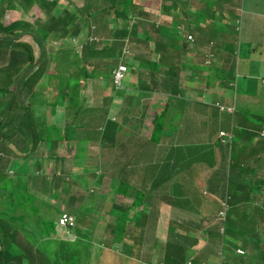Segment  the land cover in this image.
Instances as JSON below:
<instances>
[{
  "label": "trees",
  "instance_id": "trees-1",
  "mask_svg": "<svg viewBox=\"0 0 264 264\" xmlns=\"http://www.w3.org/2000/svg\"><path fill=\"white\" fill-rule=\"evenodd\" d=\"M62 1L66 3L62 4ZM196 1L203 8L191 6V8L189 7L190 11H198L197 13H199L207 9L212 10L213 3L210 4L208 0H205L204 3L203 0ZM146 2L148 0H144L143 2L141 0H83V6L77 7L75 0H0V72L2 73L0 74V264H55L54 262L43 261L41 256L43 253H41L36 240L26 236L22 228L26 226L24 215H26L27 206L30 205L34 209L36 199L44 200L42 196H37L30 191L34 176H38L41 183L49 184L47 188L50 192V198L57 197L55 189H52L53 186L51 184H54L57 178L58 160L62 161V169L72 173L74 169L71 166H68V168L65 166L67 158L73 161L84 155L75 152L72 157H67L66 151L70 143L73 145V143L89 141L91 143L90 146L94 145L96 151L99 152V149H101L96 155L95 160L97 163H91L88 155H85L86 161L84 163L86 167L84 166L85 170L83 174L85 177H88L86 178L87 181L96 180L97 176L101 173L99 169H104L108 165L110 169H117L115 181L121 184L120 188L123 184L132 186L131 184L134 183V180L130 178L134 174V168L131 164L139 161V153L136 151L137 148L133 150L134 153L131 149L137 146V141L136 139L133 141L129 140V131L119 133L116 130V128L120 127V124L116 123L115 119L118 116L113 110V108L118 109L119 102L121 104V101L117 102L115 93L121 86L122 89H125L124 83L128 77L134 78L136 74L138 87L145 91L151 88V86L153 88V74H156L155 71H158L155 79H158L159 84H156L155 81L154 87L158 94V99L155 100L158 106L155 110L159 112L151 120V126L149 127L150 137H144L147 140L143 143L144 149L152 142L160 143L164 136V131L171 127L178 129V132H186L185 135L181 134L180 137H177L179 142L184 139L190 141L193 138H190L189 133H187L188 131H196V133L201 129L204 131L201 125L208 122L206 121V114L203 113V117H199L202 113L200 110L201 104L203 105L204 96L206 95L203 93V89L201 90L202 92L197 90L195 93H192V96L187 95L185 98H175L179 103L192 104L189 110L185 108L186 117L178 127L175 128V123L170 126V122L167 123L168 119H165L166 115H170L169 100L173 98L172 96L176 92L183 90L181 87H184V75L181 72L179 57L177 58V51L181 49V46L175 43L171 45L169 41H165V38L171 40L173 35L175 37L180 36V34L186 31L188 34L185 38L190 42L192 41V39L188 38L190 33L187 29V24L183 22L181 25H178L177 20H179V17L177 15H172L170 18L168 16L172 14L173 10L184 9L182 6L176 5V3H171L170 0H162L159 5V12L156 13L157 10L155 11L151 7L146 6ZM190 4L188 3V5ZM12 10H19L21 15H17L18 18L7 24L2 22L1 17L5 12ZM71 11H90L88 17L93 18L95 22H98L100 18L106 19L112 28V38L109 41L101 38L98 29H94L95 26L92 24L90 30H85L87 28L85 20L87 17L83 19ZM36 12H42L46 17L38 19ZM24 13L26 19H24ZM130 13H143L145 16L152 17L153 20L158 22V26L152 29L154 31L139 28L138 24L135 23L137 20L130 22L131 19L129 18L132 17L128 16ZM121 17H123L122 20L126 21L120 25L119 23L122 21ZM165 19L169 22L171 21V24H167V26L173 27L174 32L169 33V27L164 23L160 24ZM144 20L147 21L146 18ZM35 25H37L36 28L34 27ZM77 29L81 33H85L81 39L84 42L80 43L82 50H80L81 54L78 57L77 53H73L72 55L73 47L66 46L65 44L61 45L60 53L57 55L52 56L45 49V46L49 44L51 33L56 34L57 37L64 38L68 34L79 32ZM43 30H46L47 33L45 31L43 33ZM153 32H157V34H153ZM24 35H32V42L25 40L23 38ZM151 42L154 43L152 46ZM228 43L225 42L227 46ZM34 44L38 47V54ZM162 46V52L153 61L150 58H145L146 56L144 57V55L141 56L140 53L136 57V59L140 58L142 60V67L148 68L145 72L139 71L141 69L137 67V63L133 61L128 62V59L126 60V57L131 54L132 48L141 49L143 52L149 49L150 53H156L162 49ZM182 46L185 47V44ZM210 46L213 47L214 44L210 42ZM241 51L237 52V48L231 47L230 56L235 55L240 59ZM119 63L126 66V71L120 81L116 82L114 70ZM55 64L57 66L56 69L51 70ZM238 65L239 63L237 62V67L234 69L232 67L227 68L225 65L221 69H216L215 67L216 73L211 70V66H208L207 71H203L204 83L209 87L215 85L217 88V91H214L210 95L207 94L213 99L212 103L217 108L220 105L231 106L232 103H228V101L237 96L234 91L236 84L235 77L244 67L240 69ZM166 67L171 68V71L168 72ZM149 75L150 79L148 78ZM44 79H47L49 82L53 81L56 87L57 91L54 92L55 96H53V100L48 98L39 99L35 95L41 89L40 84ZM95 80L102 81L104 85L99 88V97L95 95L97 94V90H94L92 104L86 105L85 100L87 96L84 94V89L89 82L95 84ZM128 82L127 85L129 87L134 86L132 82ZM105 91L107 94L104 93ZM218 91L222 95L217 93ZM228 91L229 94H227ZM150 95V92L146 93V96L145 92L141 94L147 104L150 101ZM238 103L242 104L241 102H233L232 106H234V109L232 112L223 109V112L227 111V113L233 115L234 119L238 120L240 127L238 126L236 131L233 129L232 133V130L226 132L219 129L218 131L207 133V136H216V141L221 144L219 150L223 148L218 153L219 161H221L220 166L218 165L217 168H214L213 172L210 171L209 182L211 180L216 182L215 178L219 177L222 184L220 188L223 190L222 197L227 201V204H232L235 196L245 195L241 193L247 192V190L251 194V196L249 195L252 197L251 200L264 198V187L261 189L264 186V179L259 180V182L253 181V178H248V176L244 177L245 173L249 174V170L252 168H248L242 160L233 159L231 154L234 132L238 134L240 131L243 132L245 145L252 143L256 150L258 149L257 145L259 142L261 140L264 141V108H258L246 114L244 113L245 110H243L245 106L241 107V105H237ZM62 104H64V109L68 112L72 111L73 115L69 116L70 119L63 126H58L46 119V113L54 115L56 107ZM97 106L100 107L96 109L95 107ZM110 112L114 113L113 118L109 117ZM106 122H110V127L98 130ZM196 124L201 125L195 128ZM220 131H223L224 134L219 135ZM134 134L137 135V133ZM193 136L195 137V134ZM141 137L143 136L140 135L138 138ZM98 139H101L100 141L105 140V144L101 148L99 147L101 142ZM120 142L125 149L123 153V147ZM61 147H63L62 151H60ZM181 147L183 146L177 144L175 148L181 150ZM195 147L199 146L195 145ZM260 147V150L264 149L263 146L260 145ZM201 148L198 149L202 155L205 152L209 153L206 146ZM211 148L212 165H216V150H213V146ZM15 150L22 152L18 154ZM103 150L106 151V155L104 156L100 154L103 153ZM60 152L63 155L66 154L62 158H59ZM252 153L256 154L255 152ZM117 154H121V157L118 159L116 158ZM258 156L256 154L255 158ZM189 161L187 162V166H189ZM75 170H78V168L76 167ZM162 172L163 170H160V173ZM60 174H63V172L60 171ZM99 180L101 181V178ZM115 181L110 193L119 194L120 188L118 189ZM258 183L260 184L258 185ZM146 184L153 185L155 181L151 179ZM103 185H105V180L103 181ZM218 185L220 184L218 183ZM73 189L65 193V197L68 198L67 200L63 196L60 202L56 201V204L52 205L58 207L56 217L61 213H67L72 215L74 220H76L75 214H77V211L72 209L71 206L67 209L63 208L70 203L69 199L74 196ZM253 190H257V193L254 194ZM204 199L206 200L207 198ZM241 199L244 198L241 197ZM14 200H20L21 202H17L15 206L10 207L11 204L8 202ZM208 201L211 200L208 199ZM65 202L68 203L64 205ZM73 202L74 200H72L71 205H73ZM115 202L117 203L118 201ZM8 205H10L9 209L6 210ZM119 208V211L112 208V211L110 210L108 213L111 223L105 221L106 229L110 231L112 240L118 241V243L128 233V226H130L128 224V214L132 210L128 206ZM124 208H128L126 213H122ZM261 208L260 205H254L253 213L248 212L252 219L242 217L244 213L240 212L238 207L237 209L233 206L228 208L225 220L216 223L214 227L208 228V232L214 237V242L209 238L207 247L204 248L203 252H199V254L213 255L215 260L212 264H264V215L261 214ZM17 210L21 211H18L17 214ZM34 210L36 212V209ZM126 216L127 220L125 221L123 219ZM182 222L172 221L169 224V228L177 231V233L182 229L180 236H175V233L173 234L175 237L169 229V235L174 238L173 240L170 239L171 248L165 252L164 257L165 259L170 257L171 264L180 263L178 260L180 255L178 253L179 250L184 251V255L182 254V256H185L184 261L180 260L182 263L189 259L190 256L193 257L187 240L191 238V241H196L195 233L201 223ZM75 225L63 229L72 231ZM182 233L186 234L183 235ZM133 236L136 237L134 245H140L142 236L139 233L137 236L136 234H133ZM233 238L239 239L241 244L233 242ZM239 245L244 250V255H240L235 251ZM138 248L140 247L137 246ZM217 252H220V254ZM77 261L79 262L78 258H76ZM60 264H65L62 257L60 258Z\"/></svg>",
  "mask_w": 264,
  "mask_h": 264
},
{
  "label": "rangeland",
  "instance_id": "rangeland-1",
  "mask_svg": "<svg viewBox=\"0 0 264 264\" xmlns=\"http://www.w3.org/2000/svg\"><path fill=\"white\" fill-rule=\"evenodd\" d=\"M142 2L144 0H141ZM237 1V5L236 2ZM208 0V2L210 4L213 3V7L212 10H203L199 13H197L198 11H184L183 13H188V14H193L191 16H193L192 18V23L194 26H197L199 24V21L201 20H205L207 23V31L208 32H202L200 34H197L194 32V30L192 31L194 33L195 36H202V37H207L210 39V41L212 43H216L217 40H219V38L223 37H229L228 38V47L226 49V51L231 48V45L236 49L237 48V52H240V47H244L246 46L247 49L256 47L257 42H259L260 40H262V37L264 36V24L261 20V17L258 16H254V12L253 11H264V0ZM76 4L79 6L82 4V0H75ZM162 0H148V2L145 3L146 6L151 7L152 9H154L155 11L159 9V5L161 4ZM171 3H176V5L180 6H184V4L187 2L185 0H170ZM189 2H191L190 5H188V7L191 8V6H198L203 8V6L201 4H197L196 0H189ZM193 2V3H192ZM205 2V0H203V3ZM65 1H62V4H65ZM243 4V6L246 8V10L248 11L249 14H243L242 12V17H243V21L245 19V25H244V32L241 30L240 31V23H237V18H239V14L236 12L238 11V9L242 6L241 4ZM240 6L236 8V6ZM243 7V11H246L245 8ZM31 11H36V10H31ZM242 11V10H239ZM72 13H75V11H71ZM129 13V11H127ZM134 12V11H131ZM174 12H178V16L179 18L184 17V15L182 14V9H179L178 11H174L173 10V14ZM37 13V12H36ZM42 13V12H41ZM40 12H38L37 17L38 19H41V14ZM144 13V12H143ZM138 14V13H133V14H129L128 16H132L131 21L133 22L134 20H137L138 26L140 28L144 27H148V29H151L150 25L151 23L153 25L157 26L156 21L154 22V20L152 19V17L149 16H145L144 14ZM157 13V12H156ZM237 13V16H235V14ZM21 15V12L19 10H12V11H6L5 14L1 17V21L4 23H9L12 20L18 18L17 15ZM155 14V13H154ZM127 15V14H126ZM136 15V16H135ZM144 18L147 19V21L144 20ZM24 19H26V15L24 13ZM93 19V18H92ZM123 19V17H121V20ZM160 19V17H159ZM190 19V17H189ZM185 19L180 21H184ZM30 21H31V16H30ZM126 20H122L119 24H123V22H125ZM161 21V19H160ZM178 21V20H177ZM260 21V22H259ZM162 22L166 23L165 25L167 26V24L169 25L170 22L168 20H162ZM183 22H179L178 21V25L182 24ZM193 26V27H194ZM235 26H238L237 29L235 30ZM35 28L37 27V25L34 26ZM169 27V33L174 32L173 27L171 26H167ZM173 30H172V29ZM112 28L110 27V30ZM163 30V28H161ZM198 30H200L199 28H196ZM242 29H243V24H242ZM238 30V32H237ZM47 33L46 30H43ZM201 31V30H200ZM237 32V34H236ZM248 33H250L253 37V39L251 41H247L248 40ZM153 34H157V32H153ZM56 34H50L49 36V44L45 46V49L48 50V52H50V54L53 55H57L60 53V47L61 45H66V46H71L72 48V55L73 53H77V57L81 54L80 50H82L81 46H76V41L80 40V36L79 35H72V36H68V40L66 39V41L61 42L58 38H55ZM111 35V32L109 31V33L107 34V36L105 37V39L107 40ZM186 31H184L183 34H180V36H172V40L169 42L171 45L173 43L178 44V46H181V49H178V53H177V58L179 57V61L181 63L182 66H184L185 64V58L183 57V54L188 53V48H190V45L187 46V44H190L191 42L188 41L186 38ZM23 38L25 40H30V42H32L31 38L32 35H24ZM109 38V39H111ZM234 42V43H233ZM82 43V42H80ZM232 43V44H231ZM246 43V44H245ZM154 44V43H151ZM185 44V47H183L182 45ZM34 46L36 47V51L37 54L39 53L38 47L34 44ZM183 47V49H182ZM213 51H216V47L213 46L212 47ZM160 50V49H159ZM163 48L158 51L156 54H159L160 52H162ZM146 51L148 52V54H150V50L146 49ZM192 53L194 52L193 49H191ZM225 51V52H226ZM142 53L141 49H135L132 48L131 54L129 56L126 57V60L128 59L129 61H133L135 63H137V67H139L141 70V72H145L147 71V67H142V60L140 58H137V56H139L138 54ZM229 54L230 52L227 51ZM155 52H153V59H157ZM174 54V53H173ZM200 54L195 53V55H193V58L197 59V57ZM145 58H149V56H146ZM203 57H201L200 59V63H203L204 60H202ZM239 57L237 58L235 55L230 56L228 58L225 59V61H223V65H222V61L219 60L217 63L212 64V61L209 62H205V64H208V66L211 65V70L213 72H217L216 69H221L224 65L227 68H231L234 69L237 67V62L239 63L238 66H240L243 62V60H239ZM97 60H99V58H97ZM257 64L254 65V68L251 67L250 68L252 70V73H254L251 77V79H243L241 76H236V88H235V93L238 96H235V98L233 97V99H230L228 101L232 103L235 100H239L241 103H249L251 104V106H245L244 104H240L238 103L237 105H241V107L245 106V108L243 110L244 113L248 114L249 112L251 113L252 111L257 110L258 108H264V83H262V77L264 76V60H257ZM210 64V65H209ZM168 65V64H167ZM55 67V68H54ZM56 64L55 66H52L51 70H55L56 69ZM196 67L198 69L201 68L199 62L196 63ZM216 67V69H215ZM167 68V67H166ZM204 69H208L209 67H207L206 65H203ZM168 72L171 71V68H167L166 69ZM154 72V71H153ZM158 72V71H157ZM157 72L155 71L156 74H153V88L151 86V88L147 89L146 91H139L137 92V88H138V83L136 80V74L134 76V78L128 77L127 80L132 82L134 84L133 90H128V89H122V86L117 89L116 93H115V97L117 99V102L121 101V104L119 102L118 105V109L115 111L117 114V118L115 119L116 123L120 124L119 128H116V130L120 133L122 131H129L128 136H129V140L133 141L134 139H136L137 141V146L133 147L131 149V151L134 153V149H136V151H138L139 156H138V160L139 161H143V162H149L152 158L153 155L155 154L153 151L148 152V150L152 147V143L148 144L145 149L143 147V143L144 141H147L146 138L141 137L138 138L141 135V132L139 131L141 129V124L142 122H146L149 121L148 119H151L155 116H157L158 114V110H155L156 107L158 106L157 104V91L155 90L156 88L155 86V81L156 84L158 83V79H155L157 76ZM187 71L183 70L182 75H184ZM190 72V71H189ZM188 72V73H189ZM0 74H2L0 72ZM255 75V76H254ZM97 77V76H96ZM131 78V79H130ZM150 79V75L148 77ZM247 83H249L250 85H253L254 91L255 93H250V95H245V96H241L240 94V85H241V91L244 90V87L247 85ZM194 85L196 84V81L193 83ZM238 84V86H237ZM95 85V87H94ZM98 88H96L97 86ZM104 85L102 83V81L99 80H95V84L93 82H89L87 83L85 89H84V94L87 96L86 97V105H90L92 104L91 102L94 99V95L93 92L94 90H97V94H95L96 96L99 97V88ZM157 87V85H156ZM40 88L39 91H37L35 93V95L39 98V99H51L53 100V96L54 92H56V87L53 84V81H47V79H44L41 84H40ZM96 88V89H95ZM125 88V87H124ZM121 89L122 92L121 93ZM213 88H207L206 91H209ZM246 89H249L246 87ZM144 90V89H142ZM99 91V92H98ZM108 91V90H107ZM156 91V92H155ZM134 92L140 93V96L137 95V93L132 94ZM149 93L150 92V101L145 106L149 108L148 111H144V113L141 116L142 120L138 121L134 119L135 116H137V110H138V103H136L137 101L141 103V99L143 100L141 94L142 93ZM105 94H107V92H104ZM218 93L220 95L221 92L218 91ZM90 95V96H89ZM59 99V98H58ZM159 101V100H158ZM213 99L210 98L209 95H205L204 96V101H203V105L201 104V111L202 113L206 114V121H208L207 123H203L201 124H196L195 128H198L200 125L202 126V128L204 129L205 134L207 135V133H210V131L215 132L216 130L218 131L219 129H222L226 132H230L232 130L233 133V129L236 131V129H238V126L240 127L238 120L233 118L232 114H229L223 111L218 110V108L215 106L214 103H212ZM175 104H181L177 101V99L175 100ZM134 103V104H133ZM202 103V100H201ZM231 105V106H232ZM186 108L189 110L190 107H192V104H185ZM100 106L95 107L96 109H98ZM123 108L125 109L123 112ZM232 108V107H231ZM48 109V108H47ZM46 109V110H47ZM233 109V108H232ZM170 112V111H169ZM97 113V111H96ZM88 114V112H87ZM73 115L72 111L68 112L67 110L64 109V104L62 105H58L56 107L55 110V114L54 115H50L49 113H46V119H48L50 122H54L56 125L58 126H63L65 124V122H68V119H70V117ZM86 115V114H84ZM83 115V116H84ZM89 115V114H88ZM124 115H126V117L124 118ZM134 116L133 118H130V116ZM70 116V117H69ZM114 113L110 112L109 113V117L113 118ZM186 117V111L180 107H178L177 109L173 107L172 112L170 113V115H166L165 119H168V122H171L174 125V122H176L177 120L181 121ZM123 119H126V122H123ZM173 120V121H170ZM91 123V121H90ZM148 123V122H147ZM171 123L169 124L171 126ZM181 124V122H176V125ZM110 127V122H106L104 125V128H109ZM103 126L101 128H98V130L104 129ZM146 127H144L143 130V135H148V133L150 132L149 130H145ZM170 129H173L172 127ZM140 132V133H139ZM123 133V132H122ZM134 133H137V135H135ZM196 135V131L191 133V138ZM238 136H237V135ZM139 135V136H138ZM127 137V134H126ZM202 139H206V143L200 144V148L203 146H206L209 150V153H204L202 155L201 151L198 149L199 147H195V145H197L198 143H194V142H185L183 147H181L180 149H185L188 148V152L190 155V161H189V167H186L185 169H183L180 173V183L185 182L186 177H188L189 175L192 174V172L199 166V163L205 162V164L207 165V167H211L212 172L215 170L214 168H217L218 165L220 166L221 161H219L217 159V157L215 156V160L216 161V165H212V146H213V150L215 149L218 152H221L222 149L219 150V147H221V144L219 142H217L216 140V136H208V140L207 138H202ZM201 140V139H200ZM199 140V141H200ZM198 141V142H199ZM232 145H233V150H232V158L233 159H239L242 160L244 162V164L248 167V168H252L250 169V173L247 174L245 173L244 177L248 176V178H253V181H261V179H264V149L260 150V145L264 147V141L261 140L259 142L258 149L256 150L254 145L251 143L249 145H245V140L243 138V132L240 131V133H235L234 132V136H233V140H232ZM121 143V142H120ZM90 142L89 141H81L78 143H70L69 148L67 149L66 153H67V157H72L75 152H79L82 153L84 155H81L79 158H77L76 160H69L67 158L65 166L68 168V166L72 167L74 170H72V173L69 171H65L64 169H62V165L61 162L59 161L57 162V175H56V179H55V183L51 184L52 189H55V194L57 197L54 198H50V192L49 189L47 187H49V184H45V183H41L40 179L38 176H34V180L31 182V189L30 191H32L35 195L37 196H42L43 197V201L42 200H35L34 202V206L36 209V212L34 209H32V207L30 205L27 206V210H26V215H24L25 218V228H22V230L25 231L26 236L34 238L36 240V243L38 244V246L40 247V251L41 253H43L42 259L43 261H47L49 263H55V264H60V258L62 257L65 261V264H144L142 261L137 262V257H136V252L134 250L133 253L127 254V248L128 245L124 244V239L121 241V243L119 244L118 241L112 240V236H110L109 234H107L106 231H108L106 229V223L105 221H109L110 219L108 218V213L110 212V210L112 208H114L115 210L119 211L120 208L119 207H123L122 204L120 202H115V197L117 196L116 193L112 194L110 193L111 191V187L117 177V169L116 168H109L108 165L107 167L104 169H99V171L101 172L96 180L94 181H90V180H86L83 172L85 170V163L84 161H86V156L85 155H89V157L91 156V158H89V161L91 163H97V161L95 160L96 157V150L94 149V145L93 147L90 146ZM103 144H105V140L101 141V144L99 145V147H103ZM159 144V147H161V151L163 152V154L165 153H169L170 150L173 149V147L170 145L171 143L167 140L166 142L161 141ZM121 146L123 147V144L121 143ZM131 146V145H130ZM177 144L174 146L176 147ZM181 146V145H180ZM10 147H12V145H10ZM63 147L60 148V151H62ZM128 149V148H127ZM123 150L125 151L124 147L122 149V153ZM16 151V150H15ZM101 151V149H99V152ZM195 151H198L201 153V158L200 160H196L194 159L193 153ZM20 153L22 151H19ZM18 151H16V153L19 154ZM26 152V151H25ZM121 152V151H120ZM252 152H255L256 154H258L259 156L255 158L256 154L254 155ZM65 153V154H66ZM86 153V154H85ZM25 154V153H22ZM64 154V155H65ZM102 156L106 155V151L103 150ZM63 154L59 155V158H62L64 156ZM167 155V154H166ZM119 157H121V154H117L116 158L118 159ZM20 161V160H19ZM75 161V162H74ZM167 159L162 160L161 163H166ZM56 163V162H55ZM64 166V167H65ZM85 166V167H84ZM77 167L78 170H75V168ZM83 168V169H82ZM80 169H82V171H80ZM114 170V172H113ZM210 170V168H209ZM209 170H204L209 171ZM60 171L63 172V174H60ZM202 173H205V172ZM32 174H34V172H31ZM79 173V174H78ZM194 174L196 172H193ZM210 173V171H209ZM66 174V175H65ZM37 175V174H34ZM209 176V175H208ZM85 177V178H84ZM99 178H101V181L99 180ZM209 178H206V183L208 184V187H211L213 189H219L217 186L218 183L222 186L221 181L218 178H215L216 182H213L212 180L209 182L208 180ZM105 180V185H103V181ZM259 181V182H260ZM115 183L118 186V189L120 188V183H118V181H115ZM74 188V189H73ZM70 189L74 190L73 193V197L71 199H69L70 203L65 202L64 205H66V203H68L66 206H64L63 208H68V207H72V209H74L75 211H77V214H75V227L71 230H64L63 227H59L56 220H57V212H58V207L57 206H52L54 204H56V201H61V199H63V196L65 197V193H68V191ZM79 190V191H78ZM127 190V186L126 185H122V187L120 188V193L122 194L124 193V191ZM245 190V189H244ZM78 191V192H76ZM94 191V192H92ZM246 191V190H245ZM92 192V193H91ZM163 193H161V204L160 206H165L168 202L166 201L168 196H170V194L168 193L167 189H163L162 191ZM254 194L257 193V190H253L252 191ZM31 193V192H30ZM241 194H245V195H250V192H242ZM145 198L147 197V194H144ZM142 195L140 194L139 197H141ZM193 197V196H190ZM241 197H244V195H237L234 197V201H239L241 199ZM65 199L67 200L68 198L65 197ZM252 199V197H251ZM261 203H264V198H260ZM51 200V201H50ZM72 200H74V202L72 203L73 205H71ZM114 200V201H113ZM193 199H184L181 200V205L186 206L190 203V201ZM113 201V202H112ZM17 202H21L20 200H14L11 202H8L11 204L8 205V207H6V210L9 209V206H15V203ZM140 202V201H139ZM170 202V201H169ZM52 207H50V206ZM232 206L231 203H229V208ZM129 208V207H128ZM128 208H124L122 210V213H126V211L128 210ZM64 209V210H66ZM69 210V209H68ZM151 209L149 207H146L145 210H141V213H147L148 211H150ZM253 209H249V211H252ZM18 211L21 210H17L16 213L18 214ZM112 211V210H111ZM138 213L137 211L133 212L132 215ZM234 214V213H233ZM155 218V216H152L149 218V227H151L153 229V231H157L156 227L152 224V222L155 223H160L162 218L160 216V219L158 221H152ZM21 219V218H19ZM123 220H127V216L123 219ZM130 221V219H128ZM142 220H146V215L144 214L143 217H140V219L138 220V222H141ZM110 222V221H109ZM103 223V224H102ZM111 223V222H110ZM20 224V223H18ZM131 224V223H128ZM58 227V228H56ZM169 228V227H168ZM170 231L172 232L171 234L173 235L175 233V236H180L182 229L179 230L177 233V231H174L173 229L169 228ZM208 236L209 238L214 239V237L212 235H210V233L208 232ZM183 235L186 233H182ZM197 234V233H196ZM174 236V235H173ZM39 238V239H38ZM68 240H67V239ZM119 245L120 250L125 253L124 255L122 254L121 257L119 256L118 253H114L113 251H110L108 249L107 246H109V248L114 249L115 246ZM126 249V252H125ZM243 251L242 248H239ZM178 250V249H177ZM166 251V250H165ZM237 252V249H236ZM78 253L80 254V257L78 255ZM178 253L179 255V262L178 264H183L182 261H184L185 256H182V254L184 255V251L179 250ZM238 253V252H237ZM244 253V251H243ZM241 253V254H243ZM165 252L163 251L161 253V256L158 258V256H154V258L152 260H154L155 262H158L159 259L160 261H164L165 264H171L170 260L171 258L168 257L167 259H165L164 257ZM76 258L79 259V262H76ZM206 261V264H212V260L215 259V257L213 256H209V255H205L203 258Z\"/></svg>",
  "mask_w": 264,
  "mask_h": 264
},
{
  "label": "crops",
  "instance_id": "crops-1",
  "mask_svg": "<svg viewBox=\"0 0 264 264\" xmlns=\"http://www.w3.org/2000/svg\"><path fill=\"white\" fill-rule=\"evenodd\" d=\"M187 1L182 10V14L184 15L185 20L184 21H180L181 18H179V22H185L188 26V31L190 33V35L192 36V41L190 44V48H188V53L183 54V57L185 58V64L184 66L181 65L180 63V67H181V72H183V70L187 71L184 76H183V84L184 87H181L183 90H179L178 92H176V94H174L170 101V106H169V111L170 113L174 108H178L180 107L181 109L183 108L185 110L186 106L185 103L181 104H175V98L176 97H187V95H191L192 93H195L197 90L201 91L203 89V93L207 94H212L214 91H217L216 86H207L204 83V78H203V71H207V69L203 68V65H206L208 67V64H205V62H209L212 61V64L217 63L219 60H221L222 65H223V61H225L226 58L230 57V54L227 52L231 50V48H229V50L226 51L227 49V44H225V42L227 43L228 41V37H221L219 38V40H217L216 43H213L214 46L216 47V51H213L212 47L210 46V37H202V36H195L194 33L192 32V29L194 30L195 33L200 34L202 32H208L207 31V25H206V21L205 20H201L199 21V24L197 26H194L192 23V18L193 15L188 14V13H183L184 11H190V8L188 7V3L189 0H185ZM235 1V0H234ZM236 5H237V1ZM193 3V2H192ZM244 3H242L241 7L238 5L235 7H240L238 9V11H236L239 14V18H237V23H240V31L242 30L244 32V25H245V19L243 21V17H242V12L243 14H249L248 11L246 10V8L243 6ZM77 7H82L83 6V0H82V4L81 5H77L75 4ZM243 7L245 8L246 11H243ZM242 10V11H239ZM90 11H75V15H77L78 17H81L83 19H85V17H87L86 20V24H87V28H85V30H90L91 24L95 26L94 29H98L99 31V35H101V38L105 39V37L107 36V34L109 33L110 30V25L109 22L106 19L100 18L99 21L95 22L92 18L88 17ZM157 13L159 11H156ZM254 12V16H258L261 17V20L264 24V11H253ZM178 12H174V14L172 13L171 15H169L168 17L170 18L172 15H177ZM237 13L235 14V16H237ZM41 19L45 16L44 13H41ZM190 17V19H189ZM82 20V19H81ZM80 20V21H81ZM183 20V19H182ZM155 21V20H154ZM259 21V22H260ZM158 24V22H156ZM164 22H161L160 24H162ZM166 24V23H164ZM171 24V23H170ZM242 24H243V29H242ZM181 25V24H180ZM158 26V25H157ZM156 25H153L151 23L150 27H151V31H154L152 29H154L155 27H157ZM194 26V27H193ZM238 26H235V28H237ZM140 28V27H139ZM143 29H148V27ZM199 28L200 30L196 29ZM93 29V30H94ZM78 30V29H77ZM140 30V29H139ZM149 30V29H148ZM79 31V30H78ZM97 31V32H98ZM264 32V29H263ZM209 33V32H208ZM54 34V33H52ZM77 35L80 36V40L76 41V46L78 44V46L80 45V42H84L83 40H81L83 37V35L85 33H81V31L76 33ZM76 34H68L66 35L64 38H60L55 36V38H58L60 41H66V39L68 40V36H72V35H76ZM188 33H186L187 36ZM210 34V33H209ZM111 38V36L109 37ZM107 39L108 41L110 39ZM253 39L252 35L250 33H248V40L247 41H251ZM106 40V39H105ZM172 40V39H171ZM168 38H165V41H171ZM152 43V42H151ZM246 44V43H245ZM256 47L247 49L246 46H242L240 47V59L239 60H243L242 64L240 65V73H238L237 76H241L243 79H251L252 75L254 73H252V70L250 68L251 67L254 68V65H256L258 62L257 60H264V36L262 37V40H260L259 42H257ZM152 46V44H151ZM231 47H233L231 45ZM163 48V46L161 47ZM191 49L194 50V52L192 53ZM152 50V49H151ZM226 51V52H225ZM140 53V52H139ZM157 53V52H156ZM155 53V54H156ZM195 53L200 54L197 59L193 58V55H195ZM144 55L145 56H149V58L153 61V52L148 54L147 51L142 50L141 56ZM185 55V56H184ZM156 56H158V54H156ZM202 58L203 63H200V59ZM199 62L201 68L198 69L196 67V63ZM210 65V64H209ZM211 66V65H210ZM255 69V68H254ZM190 71V72H189ZM189 72V73H188ZM197 72V73H196ZM255 76V75H254ZM185 77V78H184ZM264 78V76L262 77V79ZM261 79V80H262ZM196 81V84L194 85L193 83ZM128 80L125 81L124 86H125V90H133L134 86L129 87L127 85ZM263 83V80H262ZM238 86V84H237ZM249 88V89H246ZM207 88H213L209 91H206ZM236 88V85H235ZM235 90V89H234ZM139 91H143L142 88H137V92ZM146 91V90H145ZM192 91V92H190ZM124 92V91H122ZM137 92H134L132 94H135ZM190 92V93H189ZM202 92V91H201ZM174 93V92H173ZM218 93V92H217ZM250 93H255L253 85H250L249 83H247V85L244 87V90L241 91V85H240V94L241 96H245V95H250ZM227 94H229V91L227 92ZM137 95L140 96V93H137ZM146 96V94H145ZM238 96V95H237ZM235 102H240L239 100H235ZM138 103V112H137V116H130V118H133L138 121L142 120L141 116L144 111H148L149 108L146 107V102L145 100L141 99V103L140 102H136ZM134 104V103H133ZM245 106H251V104L249 103H242ZM114 111L117 110V108H113ZM124 108H123V112H124ZM188 110V109H187ZM219 110V109H218ZM203 113L200 114L199 117H203L202 115ZM126 117V115H124V118ZM149 121L146 122H142L141 124V129L139 130L141 132V136L143 137H150V132L148 133V135H143V128L146 127L145 130H149V127L151 126V119H148ZM170 121H173L170 119ZM182 121V120H181ZM179 120H177L176 122H181ZM123 122H126V119H123ZM148 122V123H147ZM174 122V121H173ZM175 123V128L178 127L180 124L176 125ZM171 123V122H170ZM172 125V123H171ZM104 128V126H103ZM178 129H166L164 131V136L161 139V141L166 142L167 140L171 143L170 145L173 147L172 150H170V152L163 154V152L161 151V147H159L158 143H153L152 142V147L148 150V152L153 151L155 154L153 155V158L149 161V162H143V161H137V163L131 164L134 168V174L131 176V180H134V183L131 184L132 186H127V190L124 191V193L122 194H117V196L115 197V200L120 202L122 204L123 207L128 206L129 208H132V210L129 212L128 217L130 219L129 223L130 226H128V233L125 236L124 239V244L128 245L127 251L125 249V252L127 254L133 253L132 250H134L136 252V259L137 262L142 261L144 264H165L164 261H159L155 262L154 260H152L154 258V256H158V258L161 256V253L164 251L166 252L170 247V239L173 240V236L169 235V224H171V222L173 221H178L183 223L182 221L185 222H195V223H201L198 227H197V231L195 233V237L197 238L195 242L191 241V238H188V243H189V247H191L192 253L191 255H193V257L190 256L189 259L185 260V262L183 264H185L187 261H190L191 264H206V261L203 259L205 256V253H200L199 252H203L204 248L207 247V241H209V236L207 233L208 228L210 227H214V225L216 223H219L222 220H225L226 214L224 219H221V217L218 216V212L223 208V190L222 188H220L221 185L217 186L219 189H213L211 187H208V184L206 183V178H210L211 172L209 173V171H212L211 168L212 167H207V165L205 164V162L199 163V166L193 171L196 172L195 174L192 172L191 175H189L188 177H186L185 182L180 183V173L183 169H185L187 166V162L190 160V155L189 152L186 150V148L178 150L176 149L174 146L176 144L183 146L185 142H194L195 144L198 143L197 145L200 146V144L206 143V139H202V138H207L208 140V136L205 134V132L202 130L198 131L195 135L194 138H192L190 141H187V139L182 140L181 142H179V139L177 137H180L181 134L185 135L186 132L182 131V132H178ZM139 132V133H140ZM191 132L192 131H188L187 133H189L190 138H191ZM188 135V136H189ZM201 139V140H200ZM99 140V139H98ZM101 140V139H100ZM99 140V141H100ZM200 140V141H199ZM199 141V142H198ZM101 142V141H100ZM93 147V145H92ZM200 148V147H199ZM202 149V148H201ZM99 153L98 151L96 152ZM218 151H216V157L219 160V155H218ZM86 154V153H85ZM167 154V155H166ZM95 155V157H96ZM194 159L196 160H200L201 158V153L198 151H195L193 153L192 156ZM88 158H91V156ZM167 159L166 163H161L162 160ZM216 160V161H218ZM165 168V169H163ZM210 168V170H209ZM209 170V171H204V170ZM160 170H163L162 173H160ZM205 173H202V172ZM114 172V170H113ZM209 175V176H208ZM150 178V179H149ZM151 179H153L155 181V184L153 185H148L146 184L148 181H150ZM209 180V179H208ZM256 181V180H255ZM260 183H258L259 185ZM264 186L261 187V189ZM163 189H167L168 193L170 194V196H168L167 198V204L165 206H160L161 204V193H163ZM142 195L141 197H139V195ZM147 194V197L145 198V195ZM193 196V197H190ZM204 198H207L206 200ZM244 199H240L239 201H232V206L235 207L237 209V207L239 208L240 212H243L244 215H242V217H246V218H251L248 214V212H252L253 211H249V209H253L254 205H260L262 208V212L261 214L264 215V203H261V199H254L251 200V197L249 195H244L243 197ZM184 199H193L190 201V203L186 206H182L181 204V200ZM208 199H210L211 201H208ZM213 200V202H212ZM140 201V202H139ZM170 201V202H169ZM146 207H149L151 210L148 211L147 213H141V210H145ZM226 213L227 210L229 208V204L226 205ZM217 208V209H216ZM247 210V211H246ZM137 211L138 213L132 215L133 212ZM217 211V212H216ZM144 214L146 215V220H142L141 222H138V220L140 219V217H143ZM155 216V218L152 221H158L160 219V216L162 218L160 223H155L152 222V224L156 227L157 231H153V229L151 227H149V218ZM252 219V218H251ZM132 225V227H131ZM135 227V228H134ZM58 228V227H56ZM66 230V229H64ZM68 231V230H66ZM72 232V231H71ZM107 234H109L110 236L111 233L110 231H106ZM140 234L141 237V243H139L140 248L137 249V246L134 245V240L136 239V237L133 236V234ZM67 239V238H66ZM68 240V239H67ZM214 242V239H212ZM216 242V241H215ZM233 242H238L239 244H241L240 240L237 238H233ZM121 243V241H120ZM119 243V244H120ZM108 249L110 251H113L114 253H118L119 256L124 257L125 253H123L120 248L119 245L115 246L113 250L111 248H109V246H107ZM241 248V246L239 245L236 249ZM235 249V251H236ZM166 250V251H165ZM244 251V250H243ZM220 254V252H217ZM81 253H79L80 256ZM122 254L124 256H122ZM240 255H244L241 253H238ZM213 256V255H212ZM199 257V258H198ZM214 257V256H213ZM215 260V259H214ZM212 260V262L214 261ZM220 264H224V263H220Z\"/></svg>",
  "mask_w": 264,
  "mask_h": 264
},
{
  "label": "built area",
  "instance_id": "built-area-1",
  "mask_svg": "<svg viewBox=\"0 0 264 264\" xmlns=\"http://www.w3.org/2000/svg\"><path fill=\"white\" fill-rule=\"evenodd\" d=\"M189 39H192L191 35H188ZM126 71V66L122 63H119V65L116 67V69L114 70V78L116 82H119L120 79L123 77L124 73ZM230 110V108H228ZM224 132L220 131L219 135H223ZM226 202H223V208L218 212V216L221 217V219H224L225 214H226ZM57 224L59 227H63V228H68V227H73L75 224V220L74 217L72 215H69L67 213H61L58 217H57ZM238 253H243V251L241 249H237ZM185 264H191L190 261H187Z\"/></svg>",
  "mask_w": 264,
  "mask_h": 264
},
{
  "label": "clouds",
  "instance_id": "clouds-1",
  "mask_svg": "<svg viewBox=\"0 0 264 264\" xmlns=\"http://www.w3.org/2000/svg\"><path fill=\"white\" fill-rule=\"evenodd\" d=\"M263 80V83H264V78L262 79ZM234 109V106H223V105H220L219 107H218V109L220 110V111H223V109H227L228 111H233V109ZM228 108H230V110L228 109ZM225 202H226V205H227V201L226 200H224ZM75 225V224H74Z\"/></svg>",
  "mask_w": 264,
  "mask_h": 264
}]
</instances>
